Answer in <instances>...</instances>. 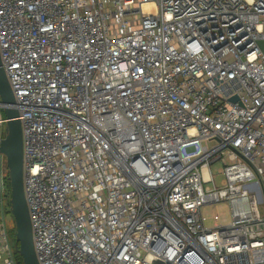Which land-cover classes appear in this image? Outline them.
Masks as SVG:
<instances>
[{"label":"built area","instance_id":"1","mask_svg":"<svg viewBox=\"0 0 264 264\" xmlns=\"http://www.w3.org/2000/svg\"><path fill=\"white\" fill-rule=\"evenodd\" d=\"M262 41L264 0H0L39 263L264 264Z\"/></svg>","mask_w":264,"mask_h":264},{"label":"water","instance_id":"2","mask_svg":"<svg viewBox=\"0 0 264 264\" xmlns=\"http://www.w3.org/2000/svg\"><path fill=\"white\" fill-rule=\"evenodd\" d=\"M264 49V41L260 42ZM0 100L6 116V135L0 151L6 155L9 170L11 213L16 225L17 251L23 264H40L34 247L32 223L24 191L23 129L16 99L2 65L0 54ZM237 100V97L232 99Z\"/></svg>","mask_w":264,"mask_h":264},{"label":"rangeland","instance_id":"3","mask_svg":"<svg viewBox=\"0 0 264 264\" xmlns=\"http://www.w3.org/2000/svg\"><path fill=\"white\" fill-rule=\"evenodd\" d=\"M221 167L220 163H215L213 165V174H214V180L217 185H222V182L224 180V175L219 171V168ZM209 186H213V183H209ZM9 208L4 209V216L6 219L12 223L13 222V216L8 211ZM228 212V205L225 203H220L217 205L207 206L204 208L203 213L206 216V222L205 224L207 226H211L214 224L213 215L218 214L221 218H225ZM1 217V214H0Z\"/></svg>","mask_w":264,"mask_h":264},{"label":"trees","instance_id":"4","mask_svg":"<svg viewBox=\"0 0 264 264\" xmlns=\"http://www.w3.org/2000/svg\"><path fill=\"white\" fill-rule=\"evenodd\" d=\"M8 186H9V190H10V193H11L10 179L8 180ZM11 236H12V239H13L14 244L17 245V241H16V227H15V225L11 229ZM15 259L17 261V264H23L22 256L17 251V249L15 251Z\"/></svg>","mask_w":264,"mask_h":264}]
</instances>
